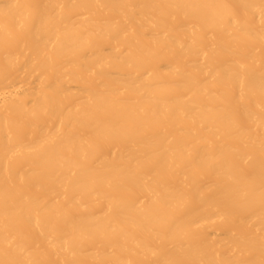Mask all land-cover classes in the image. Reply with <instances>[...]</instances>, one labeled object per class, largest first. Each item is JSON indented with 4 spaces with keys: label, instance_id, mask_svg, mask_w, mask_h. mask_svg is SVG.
<instances>
[{
    "label": "bare ground",
    "instance_id": "bare-ground-1",
    "mask_svg": "<svg viewBox=\"0 0 264 264\" xmlns=\"http://www.w3.org/2000/svg\"><path fill=\"white\" fill-rule=\"evenodd\" d=\"M0 264H264V0H0Z\"/></svg>",
    "mask_w": 264,
    "mask_h": 264
}]
</instances>
